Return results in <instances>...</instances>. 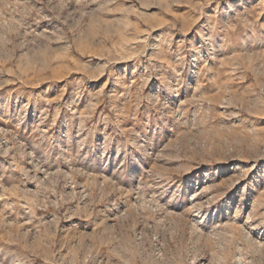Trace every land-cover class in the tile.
Segmentation results:
<instances>
[{
  "label": "rangeland",
  "instance_id": "rangeland-1",
  "mask_svg": "<svg viewBox=\"0 0 264 264\" xmlns=\"http://www.w3.org/2000/svg\"><path fill=\"white\" fill-rule=\"evenodd\" d=\"M0 264H264V0H0Z\"/></svg>",
  "mask_w": 264,
  "mask_h": 264
}]
</instances>
